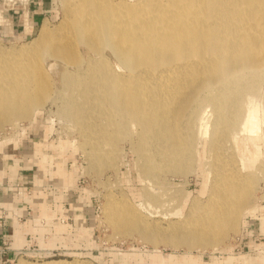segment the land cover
Listing matches in <instances>:
<instances>
[{"label":"bare ground","instance_id":"1","mask_svg":"<svg viewBox=\"0 0 264 264\" xmlns=\"http://www.w3.org/2000/svg\"><path fill=\"white\" fill-rule=\"evenodd\" d=\"M60 1V29L47 21L19 50L0 48V131L31 120L53 97L43 61L60 59L65 69L56 63L49 69L59 72L63 88L56 93L69 101L62 114L82 130L86 124L85 134L97 133L92 141L129 139L146 182L147 214L124 195L110 196L104 220L155 246L165 241L174 248L216 250L261 208L250 199L264 173L258 164L264 144V0ZM204 137L207 148L201 151ZM5 141L0 151L16 144ZM101 149L94 145L88 157H99ZM199 162L213 167L208 198L195 199L187 215L163 228L152 216L164 192L161 170L192 173ZM72 179L70 174L66 183ZM16 264L90 263L20 258Z\"/></svg>","mask_w":264,"mask_h":264},{"label":"rangeland","instance_id":"2","mask_svg":"<svg viewBox=\"0 0 264 264\" xmlns=\"http://www.w3.org/2000/svg\"><path fill=\"white\" fill-rule=\"evenodd\" d=\"M38 1L44 0H0V11H2L0 48L19 50L23 44L31 42L38 36L42 25L47 21L52 30L60 29L59 22L61 24L65 17L61 1L46 0L47 12L34 22L31 13L35 11L33 3ZM113 1L118 2L119 0ZM107 55L111 58L110 61L115 64L116 59L109 51H107ZM43 62L46 64L45 67H48L52 83L54 82L53 97L42 109L33 113L31 120L20 121L13 128L5 126L6 130L0 131V144L3 141L6 142L7 138L13 139L17 144L10 146V149L6 151L1 150L0 159L5 160L9 166L8 169L12 170V174L13 171H16V174L21 176L19 178L33 182L40 181L41 178L44 182V179L47 178L44 183L50 181L57 190L61 191L65 186L66 179L60 175L57 178V168H63L68 173L67 179L71 174L74 178L71 187L74 185L77 191L75 196L81 195L84 199L92 200L88 217L93 228L91 240L94 242L93 245H89V243H78L77 245V236H74L73 250L70 253L65 254V257L45 259L44 261L78 259L90 264H264V173L261 175V172L254 195L250 199L252 206L261 208L253 216L247 214L245 216L246 226L243 225L239 233H229L228 238L224 239L216 250L212 247L207 248L206 251L197 248L188 250L185 246L184 248L182 246L174 248L166 245L163 240H161L163 243L155 246L144 243L138 233L133 235L135 237L120 233L108 221L104 220V205L110 196L124 195L131 204L137 206L138 211L147 214L148 207H146L143 197V188L146 182H143L137 173V154L132 151L129 139H122L117 143L116 136L114 143L110 145L97 140H93V142L92 139L98 137L97 133L88 134L85 124L83 130L87 131L88 135L86 136L81 128L84 125L75 124L70 117L63 115L61 109L69 101L65 100L64 93H56L57 90H62V82L60 83L61 80L57 78L59 72L49 68L53 63L62 65L61 68L64 69L67 65L60 59L52 57H46ZM206 140L207 138L204 137L201 151L207 148L208 140ZM100 144L102 145L100 156L90 159L88 152H92L94 145L99 147ZM263 145L258 164L262 166L264 172ZM117 148L122 152L120 155L115 153ZM104 149L105 151H103ZM193 168L192 173L184 174L177 173L170 168V170L168 168L161 170L160 176L165 179L164 192L159 196L161 203L157 205V208H154L152 216L161 222L163 228H169V220L179 221L187 215L195 199L204 201L208 198L211 184L214 182L213 167L210 164L207 166V163L204 167L203 163L199 162L194 163ZM2 173L5 171L2 170ZM78 181H81L79 190H77ZM33 182L31 186L35 185ZM67 186L69 185L67 184ZM74 209L75 212L78 211L77 207ZM75 214L77 216L73 213L72 221L75 223V228L78 229V223L82 217L80 212ZM77 231L79 232V230ZM161 233L164 234V237L169 234L166 230ZM132 254H134V258L131 259ZM171 255L176 257H170ZM244 256L249 257L250 261L244 262ZM19 259L6 264H16ZM24 259L33 263L43 262ZM0 264L2 263L0 262Z\"/></svg>","mask_w":264,"mask_h":264},{"label":"crops","instance_id":"3","mask_svg":"<svg viewBox=\"0 0 264 264\" xmlns=\"http://www.w3.org/2000/svg\"><path fill=\"white\" fill-rule=\"evenodd\" d=\"M46 4V0L33 3L35 11L31 15L34 22L38 21L39 17L47 12L48 6ZM8 167L5 160L0 159V236L8 239L13 251L6 258H0L2 264L17 259L18 251H61L65 254L70 253L73 250L74 236H77V245L78 243L93 245L94 242L91 240L93 238L91 234L93 228L88 217L92 200L84 199L81 195L75 196L77 191L74 185L71 187L72 184L67 186V183H65L62 191L57 190L50 181L44 183L47 178L44 179V182L42 178L40 181L35 180L34 182L24 178L21 179L16 171H13L12 174V170ZM2 170L5 173H2ZM56 175L57 178L59 175L63 179L65 178L62 169L59 167ZM19 182L29 186L33 194L23 197L15 194L16 185ZM32 182L35 183L34 186H31ZM77 190H79L78 184ZM75 207L78 210L76 212ZM28 210H32L35 214H42L48 221L46 224H41L34 218H26ZM3 211L7 212L6 217H3ZM77 212H80L82 217V220L78 223V229L75 228L74 222L65 224L59 222L60 218L71 216L73 213L77 216L75 214ZM14 216L23 217L24 220L18 221Z\"/></svg>","mask_w":264,"mask_h":264},{"label":"built area","instance_id":"4","mask_svg":"<svg viewBox=\"0 0 264 264\" xmlns=\"http://www.w3.org/2000/svg\"><path fill=\"white\" fill-rule=\"evenodd\" d=\"M78 184L80 186L81 181H78ZM15 194H17L20 197H23V196H31L33 192L29 186H25L23 183L19 182L16 185ZM6 216H7V212L3 211V217ZM25 217L34 218L41 224H46V222L48 221V219L45 218L42 214H35L32 210H28ZM14 218L18 221L24 220L23 217H19V216H14ZM72 219H73V215L60 218L59 222L65 224V223L73 222ZM12 252L13 251L11 249V244L8 241V239H5L0 236V258H6ZM17 253H18V258H27L36 261H44L45 259L61 258L66 256L65 252H61V251H48V252L18 251Z\"/></svg>","mask_w":264,"mask_h":264}]
</instances>
